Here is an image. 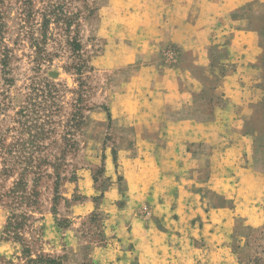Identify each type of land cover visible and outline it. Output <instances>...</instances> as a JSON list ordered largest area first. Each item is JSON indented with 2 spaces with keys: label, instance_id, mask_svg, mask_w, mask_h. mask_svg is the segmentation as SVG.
Instances as JSON below:
<instances>
[{
  "label": "crops",
  "instance_id": "1",
  "mask_svg": "<svg viewBox=\"0 0 264 264\" xmlns=\"http://www.w3.org/2000/svg\"><path fill=\"white\" fill-rule=\"evenodd\" d=\"M263 15L264 0H109L91 66L121 73L88 140L101 147L111 117L134 152L119 173L106 154L111 239L88 247L97 264H238V224H264ZM81 184L96 195L87 175Z\"/></svg>",
  "mask_w": 264,
  "mask_h": 264
},
{
  "label": "rangeland",
  "instance_id": "2",
  "mask_svg": "<svg viewBox=\"0 0 264 264\" xmlns=\"http://www.w3.org/2000/svg\"><path fill=\"white\" fill-rule=\"evenodd\" d=\"M108 4L0 0V264L25 263L23 241L35 254L66 255V264H97L88 247H106L111 239L98 194L106 181V154L116 157L119 173L120 158L134 151L132 134L113 122L102 146H89L90 129L94 135L99 127L96 120L88 128L91 112L108 108L121 73L91 66L102 51L97 31ZM259 71L255 80L264 86V68ZM256 168L264 169V157ZM86 175L96 193L91 198L81 184ZM118 183L123 188L122 176ZM88 202L96 210L77 216L75 208ZM237 229L241 264H247L264 251V235L256 234L264 224Z\"/></svg>",
  "mask_w": 264,
  "mask_h": 264
},
{
  "label": "trees",
  "instance_id": "3",
  "mask_svg": "<svg viewBox=\"0 0 264 264\" xmlns=\"http://www.w3.org/2000/svg\"><path fill=\"white\" fill-rule=\"evenodd\" d=\"M255 25H257L258 28L261 30L262 38L264 39V19L262 21H260V22H256ZM262 68H264V67H262ZM262 87H264V86H262ZM102 109H104L105 111L108 112V108L107 109L102 108ZM109 119H110V122H112L111 117ZM115 155L116 154L114 153V156ZM114 160L117 163L116 157L114 158ZM23 218H25V216H23ZM10 221H11V217H10ZM9 225H11V222H9ZM237 228H238V226H237ZM237 228H236V230H238ZM237 233H238V231H237ZM256 234L258 236V239H261L262 235H264V231L263 230H257ZM241 243H242V241H241ZM241 243L237 247L238 250L236 251V254H237V257H238V260H239L240 264H241L240 253L244 249L242 247ZM22 245H23L24 258L21 259V260H23L25 262L24 264H66L65 263L66 260H67L66 255H55V256H52V255H47V254H35V253H32V249H31V247L29 246L28 243H25V241H23ZM247 246H248V249H249V243H248ZM263 252L264 251L257 250L256 254H255V257L252 260H249L247 264H264ZM84 264H94V263L92 261H90V262H85Z\"/></svg>",
  "mask_w": 264,
  "mask_h": 264
}]
</instances>
